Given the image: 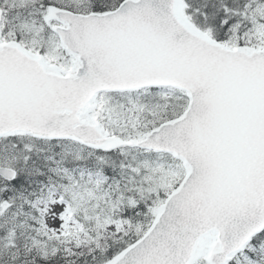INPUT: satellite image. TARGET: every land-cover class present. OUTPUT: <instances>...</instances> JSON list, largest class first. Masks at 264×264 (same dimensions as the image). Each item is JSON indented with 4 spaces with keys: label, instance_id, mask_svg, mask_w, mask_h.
Here are the masks:
<instances>
[{
    "label": "snow or ice",
    "instance_id": "obj_1",
    "mask_svg": "<svg viewBox=\"0 0 264 264\" xmlns=\"http://www.w3.org/2000/svg\"><path fill=\"white\" fill-rule=\"evenodd\" d=\"M0 264H264V0H0Z\"/></svg>",
    "mask_w": 264,
    "mask_h": 264
}]
</instances>
